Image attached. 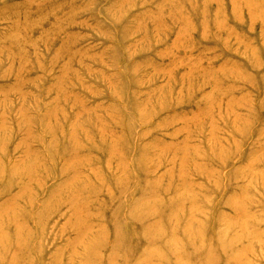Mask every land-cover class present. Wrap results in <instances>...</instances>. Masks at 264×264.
Masks as SVG:
<instances>
[{"label":"rangeland","instance_id":"374dc122","mask_svg":"<svg viewBox=\"0 0 264 264\" xmlns=\"http://www.w3.org/2000/svg\"><path fill=\"white\" fill-rule=\"evenodd\" d=\"M0 264H264V0H0Z\"/></svg>","mask_w":264,"mask_h":264}]
</instances>
